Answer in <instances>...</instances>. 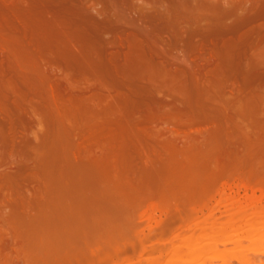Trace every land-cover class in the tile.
<instances>
[{"label": "bare ground", "instance_id": "bare-ground-1", "mask_svg": "<svg viewBox=\"0 0 264 264\" xmlns=\"http://www.w3.org/2000/svg\"><path fill=\"white\" fill-rule=\"evenodd\" d=\"M119 1L0 0V264H199L264 233V0Z\"/></svg>", "mask_w": 264, "mask_h": 264}, {"label": "rangeland", "instance_id": "rangeland-1", "mask_svg": "<svg viewBox=\"0 0 264 264\" xmlns=\"http://www.w3.org/2000/svg\"><path fill=\"white\" fill-rule=\"evenodd\" d=\"M112 2V3H111ZM113 4V5H112ZM116 4V5H115ZM115 5V7H112V6H114ZM249 5V4H248ZM106 6H109V11L110 12H112V11H115V10H117V11H115V12H117V13H119L120 11L122 12H124L125 10L127 11H125L124 13H127L126 15H127V17L130 15V18L131 17H135L136 15V13L134 12V10L132 11H130V7L129 6H127V5H122L121 3H120V1L119 0H109V4H107V3H105V4H103V7H106ZM118 6V7H117ZM115 8V10H113ZM123 8H124V10H123ZM129 18V17H128ZM129 18V19H130ZM235 20L233 19V20H230V24L232 25V24H234L233 22H234ZM228 24H229V22H228ZM6 162H8V163H6ZM1 165H0V172H2V173H4V171H6V172H8V171H14V169L12 168L11 169V162L10 161H5V163H0ZM10 167V168H9ZM13 167V166H12ZM9 168V169H8ZM15 172V171H14ZM230 191V192H229ZM236 189H234V190H227V194L229 195V194H231V195H235V193H236ZM249 195H251V192H249L248 193ZM240 196V199H241V202H242V204H243V206L244 205H246V203L244 204V201H245V191H241L240 192V194H239ZM256 196L257 197H259L260 196V193L259 192H257L256 193ZM217 199H219V198H217ZM264 203V202H263ZM215 205H216V203L215 202H213L210 206H209V208H208V210H205L204 211V215L203 214H200L199 215V217H202L203 219L205 218V217H207V216H209V214H210V212L215 208ZM261 206V205H260ZM263 206H264V204H263ZM236 209H238V208H236ZM225 211V208H222L221 209V212H224ZM157 215H159V213L157 214ZM223 218H222V217ZM240 218H242V216H239ZM216 218H220V220L222 221V222H226V221H229L230 220V218L228 217V216H226V215H223V214H221V213H217L216 214ZM228 218H229V220H228ZM260 220H262V218H257L255 221H260ZM171 221V220H170ZM185 222V223H183V227H185V224L187 225L188 223H190V221H188V220H180V222L178 223V226L177 227H179V229L177 230V231H179V232H176V235H178L179 233H180V235H182V233H181V231L183 230V228H182V223L181 222ZM166 222V221H165ZM170 223V224H169ZM181 223V224H180ZM166 224V223H165ZM144 225H146V223L144 224ZM190 225H191V223H190ZM243 225V224H242ZM167 227H171L172 226V223L171 222H169V220H168V222H167V225H166ZM192 226V225H191ZM190 226V227H191ZM263 226L264 225H262V224H259V226L257 225L256 227H254L253 229H255V230H257L258 228H263ZM181 227V228H180ZM188 227H189V225H188ZM258 227V228H257ZM249 228L250 227H247L246 225H245V223H244V225H243V227L240 229V230H229V229H227V230H225L224 232L225 233H227V235H229V236H231V237H234L236 234H238L239 235V237L240 238H246V237H249V236H251V240H253L252 242H249L247 239H243L242 240V242L239 244V245H237V246H234V245H227V246H224V245H218L217 246V252L214 250L213 251V249H211V247H203V245H205V244H203V245H201V247H203V250L201 249V250H199V254H198V256L195 258V259H190V258H188V257H185V259H184V261L185 262H194V261H198V263L199 264H206V262H208L207 264H222V262H220L219 260L218 261H212V263H211V259H213V260H215L214 258H212L213 256L215 257V256H218L219 254H225V255H229L230 256V252L232 251V250H234V251H236V250H238V249H242V248H244V247H247L250 251L245 255L246 256V258H247V260H248V262L249 263H247V264H264V253L262 254V253H258L259 252V249L261 250L260 252H264V233H260V235H259V232L261 231H259V229L257 230V232L255 231L254 233H252L255 237L253 238V236L252 235H248V231H249ZM185 231V230H184ZM209 232H211V231H209ZM209 232L208 231H206L205 232V234L204 235H208L209 234ZM253 232V231H252ZM192 235H194V230H190V231H188V232H186L185 231V233H184V235H182V236H185V237H190V236H192ZM57 240H60V239H57ZM154 240V238L152 239V241ZM55 241H56V239H55ZM58 242V241H57ZM155 242V241H154ZM153 242V243H154ZM187 243V242H186ZM149 245V244H148ZM159 246V245H158ZM167 248H170V244L168 243L167 245ZM165 247V246H164ZM188 247H190V246H188ZM159 248H161V249H163V246L162 247H159ZM254 248V249H253ZM164 249H166V248H164ZM205 249V250H204ZM210 249H211V252H210ZM253 249V250H252ZM184 252H187V250L185 249V250H183ZM230 251V252H229ZM254 251V252H253ZM213 252V253H212ZM219 252H221V253H219ZM227 254H226V253ZM228 252H229V254H228ZM251 252H253V253H251ZM257 252V253H256ZM203 253H205V254H203ZM212 253V254H211ZM216 255H215V254ZM201 254H203V255H201ZM209 254H210V256H209ZM129 255H131L132 256V262H136V261H138V260H144V259H146V258H144V257H146V255L145 256H143L142 258H139L138 256L136 257V256H133L134 254L132 253V251L129 253ZM206 255V256H205ZM150 256L151 257H156L157 256V254H155V255H150V254H147V258H150ZM133 257H135V258H133ZM208 257V258H207ZM211 257V258H210ZM207 259H210V260H207ZM217 259V258H216ZM146 261H144V263H145ZM163 264H166V262H162ZM233 264H244V263H240V262H237V261H235V262H232ZM231 263V264H232ZM146 264V263H145ZM179 264H182V262H180Z\"/></svg>", "mask_w": 264, "mask_h": 264}]
</instances>
